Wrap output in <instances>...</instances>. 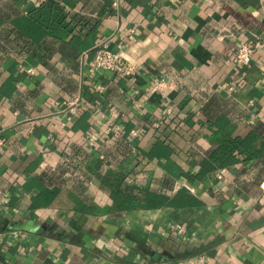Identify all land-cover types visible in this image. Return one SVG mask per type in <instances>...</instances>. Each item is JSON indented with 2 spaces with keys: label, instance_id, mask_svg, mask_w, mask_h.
I'll return each mask as SVG.
<instances>
[{
  "label": "crops",
  "instance_id": "1",
  "mask_svg": "<svg viewBox=\"0 0 264 264\" xmlns=\"http://www.w3.org/2000/svg\"><path fill=\"white\" fill-rule=\"evenodd\" d=\"M0 139V264H264V0H0Z\"/></svg>",
  "mask_w": 264,
  "mask_h": 264
},
{
  "label": "built area",
  "instance_id": "2",
  "mask_svg": "<svg viewBox=\"0 0 264 264\" xmlns=\"http://www.w3.org/2000/svg\"><path fill=\"white\" fill-rule=\"evenodd\" d=\"M113 4L116 7H119L120 0H113ZM262 45L260 41L255 42H242L238 45L236 49L235 59L236 62L241 65H249L253 59L254 53L256 50ZM99 70H108L116 73L120 77H131L134 76L138 71V65L127 59L123 53L115 52L111 50L108 46L106 40H102L96 49V54L93 61L90 63V71L97 72ZM28 71L30 73H35L34 67H28ZM165 85V82L162 81L157 84L158 87H162ZM106 85L103 83L97 84V90L100 92L105 91ZM230 90H234L233 86H230ZM72 114V116H76L79 111L85 109L82 101L76 97L70 101H67L66 107ZM162 121H154L153 126L156 128L161 127ZM124 130V125L121 123L110 124L107 128V132L116 131V133H120ZM142 132L140 129H135L132 131L133 136H139ZM90 140V143H94L93 137ZM2 145V140L0 139V146ZM227 171L226 167L220 168L217 174V177L222 179L225 176Z\"/></svg>",
  "mask_w": 264,
  "mask_h": 264
},
{
  "label": "trees",
  "instance_id": "3",
  "mask_svg": "<svg viewBox=\"0 0 264 264\" xmlns=\"http://www.w3.org/2000/svg\"><path fill=\"white\" fill-rule=\"evenodd\" d=\"M68 15H66L67 18ZM71 20V19H70ZM255 134L251 133L245 138H225L222 140L220 147L214 152L212 155V159L217 162L219 165H226L234 160L235 156L238 153L246 154V157H250L252 154L249 151L250 144L254 141ZM129 192V190H128ZM130 192H132V196H135L139 193V190L135 188H130ZM142 194L144 195V206H152V205H160V203H156V197L158 196L151 191H143ZM147 197V198H146ZM127 199V198H126ZM142 199V198H141ZM132 202L134 205H141V201L137 197H133ZM120 204L121 202L118 201Z\"/></svg>",
  "mask_w": 264,
  "mask_h": 264
}]
</instances>
